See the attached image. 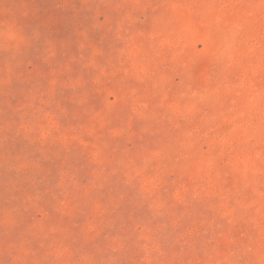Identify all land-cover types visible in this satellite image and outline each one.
Returning <instances> with one entry per match:
<instances>
[{"label": "rangeland", "instance_id": "rangeland-1", "mask_svg": "<svg viewBox=\"0 0 264 264\" xmlns=\"http://www.w3.org/2000/svg\"><path fill=\"white\" fill-rule=\"evenodd\" d=\"M0 264H264V0H0Z\"/></svg>", "mask_w": 264, "mask_h": 264}]
</instances>
